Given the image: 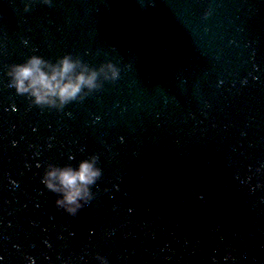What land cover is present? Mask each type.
Wrapping results in <instances>:
<instances>
[{"label":"water","instance_id":"obj_1","mask_svg":"<svg viewBox=\"0 0 264 264\" xmlns=\"http://www.w3.org/2000/svg\"><path fill=\"white\" fill-rule=\"evenodd\" d=\"M26 3L0 0V264H264V0ZM68 54L119 79L61 111L8 87ZM91 155L70 217L42 176Z\"/></svg>","mask_w":264,"mask_h":264},{"label":"clouds","instance_id":"obj_2","mask_svg":"<svg viewBox=\"0 0 264 264\" xmlns=\"http://www.w3.org/2000/svg\"><path fill=\"white\" fill-rule=\"evenodd\" d=\"M29 3L24 6L28 12ZM51 7V0H40ZM8 87L19 96H26L30 106L40 109L61 111L67 104L80 102L94 91L102 88L104 82L119 79V69L112 63H103L91 68L82 63L79 57L64 55L55 63L32 55L23 63L10 65L6 73ZM69 159H72L71 157ZM98 156L91 155L80 161L77 167L48 165L41 183L44 188L58 196L54 206L66 215L74 217L93 199L91 187L102 176ZM99 264H107L104 257L96 256Z\"/></svg>","mask_w":264,"mask_h":264}]
</instances>
